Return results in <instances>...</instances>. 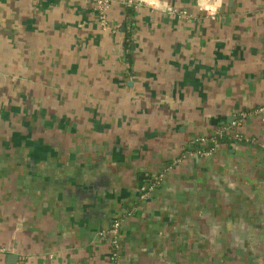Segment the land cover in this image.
Masks as SVG:
<instances>
[{"label": "crops", "instance_id": "crops-1", "mask_svg": "<svg viewBox=\"0 0 264 264\" xmlns=\"http://www.w3.org/2000/svg\"><path fill=\"white\" fill-rule=\"evenodd\" d=\"M128 1L0 0V264H264V0Z\"/></svg>", "mask_w": 264, "mask_h": 264}, {"label": "built area", "instance_id": "built-area-1", "mask_svg": "<svg viewBox=\"0 0 264 264\" xmlns=\"http://www.w3.org/2000/svg\"><path fill=\"white\" fill-rule=\"evenodd\" d=\"M93 5V9L97 14V17L102 24L103 27L110 28L112 31H117L120 29V25L112 26L111 22L109 20V13L111 9V2L112 0H90ZM126 5L128 6H134L135 1L129 0ZM214 17V15H212ZM260 111H264V107H261L259 109ZM243 116H246V113L243 114ZM201 142H204L207 140L205 138L200 139ZM211 146V145H210ZM209 148L207 151H197V154H204V155H210V151L212 150ZM163 180V175H158L150 184L147 186L146 190L142 193L141 198L146 199L155 189L158 187L159 184H161V181ZM122 222L120 219H114L111 225L106 229V231L103 233L104 237L108 238V241L110 243V255L112 259L113 264H117L118 258L121 251L122 246ZM3 252H5V248L1 249Z\"/></svg>", "mask_w": 264, "mask_h": 264}, {"label": "rangeland", "instance_id": "rangeland-1", "mask_svg": "<svg viewBox=\"0 0 264 264\" xmlns=\"http://www.w3.org/2000/svg\"><path fill=\"white\" fill-rule=\"evenodd\" d=\"M211 204L214 206V209H216L214 211L215 213L213 215L214 218L212 217V219H208V218L205 219L203 216H201V214H199V213L203 214V212H198V215H199L198 217H200V224L197 223L196 226H199L201 229L202 228L205 229V232H210V230L213 229V233L212 234L206 233V236L203 233L202 234L198 233V238H199V236H200V238L204 237L208 241H213L215 244V242L221 241V237H222L221 228H222V225H224V224L222 223V219H220L221 214L219 212L220 211L219 208H221V206H220L219 201H217L216 199H214V200L212 199ZM187 206L188 205H186V207ZM196 209H198V207ZM199 211H201V210H199ZM197 219H199V218H197ZM204 238H203V240H204Z\"/></svg>", "mask_w": 264, "mask_h": 264}, {"label": "clouds", "instance_id": "clouds-1", "mask_svg": "<svg viewBox=\"0 0 264 264\" xmlns=\"http://www.w3.org/2000/svg\"><path fill=\"white\" fill-rule=\"evenodd\" d=\"M149 6L159 8V0H146ZM198 5L204 9L207 10L210 14L214 13L220 5V0H198Z\"/></svg>", "mask_w": 264, "mask_h": 264}, {"label": "trees", "instance_id": "trees-1", "mask_svg": "<svg viewBox=\"0 0 264 264\" xmlns=\"http://www.w3.org/2000/svg\"><path fill=\"white\" fill-rule=\"evenodd\" d=\"M125 35H126V41H129V38H130V35H131L130 32L126 31Z\"/></svg>", "mask_w": 264, "mask_h": 264}, {"label": "water", "instance_id": "water-1", "mask_svg": "<svg viewBox=\"0 0 264 264\" xmlns=\"http://www.w3.org/2000/svg\"><path fill=\"white\" fill-rule=\"evenodd\" d=\"M14 258V257H13Z\"/></svg>", "mask_w": 264, "mask_h": 264}]
</instances>
